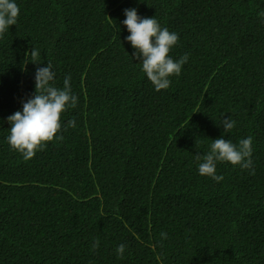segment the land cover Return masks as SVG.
<instances>
[{
	"label": "trees",
	"instance_id": "16d2710c",
	"mask_svg": "<svg viewBox=\"0 0 264 264\" xmlns=\"http://www.w3.org/2000/svg\"><path fill=\"white\" fill-rule=\"evenodd\" d=\"M15 2L0 36V264H264V0ZM126 9L179 35L170 56L188 61L168 89L141 70ZM49 62L78 101L63 139L25 161L7 118ZM249 136L254 174L228 162L220 182L199 174L212 140Z\"/></svg>",
	"mask_w": 264,
	"mask_h": 264
},
{
	"label": "clouds",
	"instance_id": "9594fccd",
	"mask_svg": "<svg viewBox=\"0 0 264 264\" xmlns=\"http://www.w3.org/2000/svg\"><path fill=\"white\" fill-rule=\"evenodd\" d=\"M19 13L20 8L15 0H0V36L7 32L10 26L17 24ZM259 15L264 17V12ZM125 16L123 24L130 33L125 39L136 50L134 55L140 60L141 70L156 91L168 89L171 84L170 77L179 76L182 66L188 61V54L179 60L170 56L171 49L179 41V35L166 27L162 28L155 16L142 18L136 9H126ZM27 54L31 55L33 63H40L39 50L33 48ZM54 77L50 62L45 67L37 68L34 95L23 103L22 111H16L7 118L10 124L7 143L12 150L20 153L25 161L34 158L38 151H43L49 142L63 139L62 135H58L62 130V113L77 104L78 97L71 91L70 75L65 77L62 89L54 86ZM235 124L236 121L231 117L222 122L225 132H230ZM67 127L75 128V120H69ZM252 143L251 136L240 139L238 144L224 138L212 140L206 154L196 155L199 174L209 176L217 182L222 181L223 176L216 175L217 162H228L233 166L249 169L250 174H254ZM160 235L163 239L167 238L166 233L162 232ZM99 245L100 241L96 238L91 249L95 251ZM125 248L124 244L117 247L119 257L123 256Z\"/></svg>",
	"mask_w": 264,
	"mask_h": 264
}]
</instances>
